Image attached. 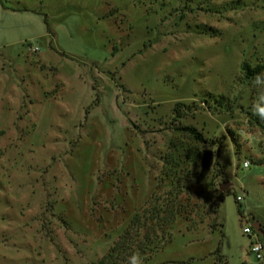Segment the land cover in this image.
Returning <instances> with one entry per match:
<instances>
[{
  "label": "rangeland",
  "instance_id": "obj_1",
  "mask_svg": "<svg viewBox=\"0 0 264 264\" xmlns=\"http://www.w3.org/2000/svg\"><path fill=\"white\" fill-rule=\"evenodd\" d=\"M1 2L0 264L98 262L164 192L165 157L187 148L214 151L224 167L198 184L222 226L180 221L138 263L264 264V250L262 260L251 251L264 245L253 227L264 230V166L253 163L264 130L251 116L264 106V73L242 71L264 66V0ZM208 94L230 106L209 110ZM177 103L192 106L179 121ZM181 125L222 138L219 155Z\"/></svg>",
  "mask_w": 264,
  "mask_h": 264
},
{
  "label": "trees",
  "instance_id": "obj_2",
  "mask_svg": "<svg viewBox=\"0 0 264 264\" xmlns=\"http://www.w3.org/2000/svg\"><path fill=\"white\" fill-rule=\"evenodd\" d=\"M2 0H0V3ZM20 4V1L18 2ZM7 9L14 11H26L21 8ZM209 34L212 31L209 28L203 31ZM242 71L248 80H256L264 73V66L258 65L252 68L248 63H243ZM204 103L208 109L214 111V105L217 103L219 108L227 109L230 106L226 103V98L221 96L214 98L208 94ZM186 109V110H185ZM188 109V110H187ZM192 106L184 103H177L174 108L176 121L185 118L186 112L191 110ZM252 116L254 124L264 130V106L259 107L257 114ZM187 139L196 144H208L217 147L219 155L223 147V139H208L194 125H181L177 129ZM235 140V139H234ZM174 150L179 152L178 145ZM203 153L197 150L187 148L184 153H172L165 157L164 168L158 189H164L162 194H155L151 200L150 207L142 212H138L131 219L128 227L119 237L118 241L111 247L109 252L98 262L94 264H139L138 261H148L165 245L171 242L173 232L178 222H185L189 228L195 229L208 221V226L212 229L221 227L218 222V205L210 203L204 205L200 203L198 188L201 185L196 184L199 176V163L202 161ZM192 165L189 167V164ZM254 164L264 166V158L253 162ZM192 167V169H191ZM196 168V169H195ZM218 168L219 176L224 175V167L220 163L214 165V170ZM228 191L227 193H229ZM226 192L220 191V194ZM217 198L216 202L218 201Z\"/></svg>",
  "mask_w": 264,
  "mask_h": 264
},
{
  "label": "water",
  "instance_id": "obj_3",
  "mask_svg": "<svg viewBox=\"0 0 264 264\" xmlns=\"http://www.w3.org/2000/svg\"><path fill=\"white\" fill-rule=\"evenodd\" d=\"M215 158H216V154L214 151L205 150L203 152L201 172L197 178V184L202 183L207 178V176L209 175V173H210V171L214 165ZM231 187H232L231 183L224 182L220 185V190L222 192H228L231 189ZM253 227H254L255 231L264 235V230H263L261 223H259V222L255 223Z\"/></svg>",
  "mask_w": 264,
  "mask_h": 264
},
{
  "label": "built area",
  "instance_id": "obj_4",
  "mask_svg": "<svg viewBox=\"0 0 264 264\" xmlns=\"http://www.w3.org/2000/svg\"><path fill=\"white\" fill-rule=\"evenodd\" d=\"M250 166H251V162L249 160H246L244 162V168L249 169ZM238 200L240 201L241 198H238ZM244 233L247 234L249 237H253L252 236V231H251L250 228H245L244 229ZM263 250H264V245L262 243H260V242L252 243L251 251L256 254V257H257L258 260H262L263 259V256H262Z\"/></svg>",
  "mask_w": 264,
  "mask_h": 264
}]
</instances>
